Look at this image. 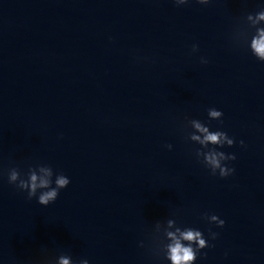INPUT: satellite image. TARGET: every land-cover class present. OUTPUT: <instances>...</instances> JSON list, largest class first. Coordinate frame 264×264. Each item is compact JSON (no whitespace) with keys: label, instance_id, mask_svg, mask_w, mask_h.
Here are the masks:
<instances>
[{"label":"clouds","instance_id":"obj_1","mask_svg":"<svg viewBox=\"0 0 264 264\" xmlns=\"http://www.w3.org/2000/svg\"><path fill=\"white\" fill-rule=\"evenodd\" d=\"M177 5L188 3V0H174ZM200 4H208L210 0H197ZM253 15L249 14L248 19H252ZM257 21L264 20V9L255 14ZM258 36H255L251 43V52L259 60L264 62V27L257 28ZM197 47L193 46V51H196ZM207 63L206 60L201 61ZM208 116L220 120L223 113L215 108L208 109ZM194 126L205 135L203 139L199 136H193L192 139L199 142V144L206 149L202 151L198 149L196 156L199 158L203 156L204 165L210 169L212 175H216L217 172L221 178H227L235 172V169L228 167L224 162L235 160L234 154H225L222 151H217L216 147L209 148V144L213 146L224 147L225 145L231 147L234 145V139L230 138L226 132L223 131H209L208 127L202 125L198 120H193ZM241 146H244V142H240ZM171 149V145H167ZM37 167H30L25 175L21 174V171L13 167L8 171V182L15 185L20 191L27 192V198L31 200L36 197L38 203L43 206H48L53 203L61 189L66 188L70 180L63 174H57L53 181V169L51 166L41 167L40 171L46 174L45 177H39L36 172ZM54 183V187H53ZM206 218L215 222L218 227H223L225 221L220 219L217 215H210ZM177 237L174 233L169 232L168 236L171 239V243L167 245V251L165 258L170 261V264H194L197 259V253L208 247H212L208 243V240L204 238L203 233L197 229L188 228L187 230L180 232ZM211 239L215 240L218 233L209 231ZM186 242V243H185ZM195 246V247H194ZM59 264H70L69 259L61 256L59 258ZM80 264H89L87 259H82Z\"/></svg>","mask_w":264,"mask_h":264}]
</instances>
